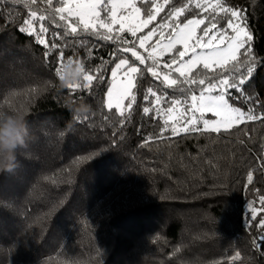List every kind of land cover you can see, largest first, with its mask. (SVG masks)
Returning a JSON list of instances; mask_svg holds the SVG:
<instances>
[{
	"label": "trees",
	"instance_id": "trees-1",
	"mask_svg": "<svg viewBox=\"0 0 264 264\" xmlns=\"http://www.w3.org/2000/svg\"><path fill=\"white\" fill-rule=\"evenodd\" d=\"M187 2L169 0L137 36L159 28L173 6ZM200 2L201 9L193 6L185 16L207 23L216 14L209 6L216 0ZM220 3L245 18L242 26L252 36L245 47L256 58L244 90L257 99L245 103L232 90L230 103L245 112L253 108L257 119L219 133L173 135L170 126L165 130L166 115L143 113L154 104V97L144 95L152 87L170 100L185 97L150 73L135 90L137 103L127 121L106 107L115 63L134 60L123 51L128 45L102 38L104 29L67 35L65 22L52 15L60 6L55 0L52 5L0 0V109L24 105L32 133L18 153L21 167L0 173V264H264V246L255 243L264 234L258 227L264 221V0ZM138 6L143 11L145 5ZM31 11L48 17L33 25L47 29L48 45L19 31ZM229 17L216 15V34L227 28ZM197 36H203L199 29ZM61 52L65 58L79 56L86 68L101 66L99 86L60 89L55 69ZM174 55L175 50L160 59L168 63ZM199 87L194 86L197 95ZM12 90L21 94L12 97ZM81 103L87 112L77 111ZM168 106L165 101L161 110Z\"/></svg>",
	"mask_w": 264,
	"mask_h": 264
},
{
	"label": "snow or ice",
	"instance_id": "snow-or-ice-1",
	"mask_svg": "<svg viewBox=\"0 0 264 264\" xmlns=\"http://www.w3.org/2000/svg\"><path fill=\"white\" fill-rule=\"evenodd\" d=\"M30 2L35 4L37 0H30ZM53 2L54 0H47L48 5H52ZM55 2L60 6L54 9L52 15H58L59 20L65 22L64 27L67 30V35L77 34L79 31L96 34L100 29H104L106 32L102 38L118 39L128 45L123 48V51L130 53L134 60L130 62L127 57L118 58V63H115L111 72L112 84L107 91L106 102V107L109 110L115 108L124 121H127L134 110L133 106L137 103L135 90L138 88L139 82L143 80L145 73H150L152 77L160 80L162 85H166L167 89L179 92L185 97L184 101L170 100L163 94L158 95L152 87H149L144 95L145 100L154 97V104L151 108L144 107L143 113L149 114L157 111L160 115H166L165 130L170 126L173 135H179L180 132L219 133L222 129L228 131L246 120L257 119V116L253 114V108H249L245 112L241 107L230 103L232 90H236L238 95L243 96L245 103L254 104L257 99L244 90L246 83L254 74L256 58L252 55V49L245 47L252 40V36L247 28L242 26L245 23V18L235 8L225 7L220 3V0H216L214 4L209 5L216 14L210 17L206 23L205 19L186 18L185 13L191 15L193 6L195 9L203 7L200 0H188L181 7L173 6L168 13V18L159 25V31L157 27H152L146 35L137 36L138 32L148 28L157 19V15L164 10L155 0H140L145 5L143 11L141 7L137 6L136 0H120L119 3L117 0H55ZM168 3L169 0H164V4ZM107 5H111V7H106ZM147 5H151V7H147ZM118 9L130 11L127 15H118ZM217 9L218 12H216ZM102 11L104 12L103 17H101ZM219 13H230L227 28L216 34L214 39H209L207 43H201L204 37L217 28L215 20ZM142 15L146 18H141ZM29 16L30 19L23 20L19 31L27 32L29 35L35 34L39 44L48 45V41L43 36L47 29L43 24H40L38 29L33 26L38 21H45L48 17L38 16L37 11H31ZM182 16H185L186 22H180ZM233 19L238 23L234 24ZM116 25L119 27H115ZM201 25L203 27H200L199 30L203 36H197L193 40L197 28ZM164 29L170 31L165 34ZM228 29H231L234 35H227ZM126 32L137 36V41L125 39L122 34ZM113 33L116 35L114 36ZM154 36H159V39L148 43ZM190 41H192L191 44ZM216 41L220 43L217 44ZM177 44L182 45L183 50L176 48ZM137 46L139 49H143L146 55L141 54L137 50ZM198 48L206 51L197 54ZM241 49H244L243 53H241ZM173 50H175V55L171 61L162 63L160 58L172 53ZM119 51L117 49V52ZM45 55L47 56V53ZM242 56L243 59H241ZM185 57L188 59L185 60ZM69 58L73 57L65 58L64 53H60L55 74L59 73ZM74 59L81 60L79 56ZM88 59L90 60L91 57ZM147 61H151V64L146 67L136 66L137 63L145 66ZM101 63L103 65L104 61ZM161 68L168 71L163 72ZM86 69L82 80L69 85L68 89L74 91L79 88L94 89L99 86L103 80L102 67L96 66L93 69L89 66ZM173 73H178V77L173 78ZM201 76L204 78H200ZM93 81H96V84ZM194 86H200L199 95L196 94ZM20 94L15 90L9 93L12 97ZM126 100L128 103L125 105ZM165 101L170 106L161 110ZM7 102L10 103V101ZM15 110L27 112L24 105ZM126 113L127 115H125ZM205 113H212L218 119H204ZM170 121L171 124H169ZM199 124H202L203 128L198 127ZM247 179L249 183L253 181L252 172L248 173ZM260 200L264 207V197H261ZM250 216L255 219L256 212L252 211ZM258 227L264 228V221H261ZM255 243L264 246V234L260 235ZM238 256L239 254H237Z\"/></svg>",
	"mask_w": 264,
	"mask_h": 264
},
{
	"label": "clouds",
	"instance_id": "clouds-1",
	"mask_svg": "<svg viewBox=\"0 0 264 264\" xmlns=\"http://www.w3.org/2000/svg\"><path fill=\"white\" fill-rule=\"evenodd\" d=\"M86 65L82 60L69 58L56 74L58 87L66 89L82 80ZM77 111L85 113L88 106L81 103ZM32 138L27 112L0 109V173H15L21 167L18 153ZM27 158V157H26Z\"/></svg>",
	"mask_w": 264,
	"mask_h": 264
},
{
	"label": "rangeland",
	"instance_id": "rangeland-1",
	"mask_svg": "<svg viewBox=\"0 0 264 264\" xmlns=\"http://www.w3.org/2000/svg\"><path fill=\"white\" fill-rule=\"evenodd\" d=\"M138 1H140V0H136L137 6H138ZM117 2L119 3L120 0H117ZM155 2H156L157 4H159V5H161L162 7L164 6V0H155ZM110 7H111V5H110ZM138 7H139V6H138ZM128 11H130V10L118 9V15H127V14H128ZM141 18H145V17H143V15H142ZM233 23H234V24H235V23H238V21L236 20V21H234ZM115 27L118 28L119 25H116ZM145 29H147V28H145ZM145 29H143V31H144ZM157 29H158V31H159V28H158V27H157ZM198 29H199V27L197 28L196 33L194 34L193 40L197 37ZM230 30H231V29H230ZM167 31H168V29H164L165 34H167ZM231 31H232V30H231ZM147 32H148V31H147ZM147 32L141 34L140 36H142V35H146ZM138 33H140V32H138ZM138 33H137V35H138ZM215 35H216L215 32L212 33V35L210 36L209 39H214V36H215ZM227 35H229V34L227 33ZM232 35H234L233 32H232ZM157 39H159V36H154V37H152L151 41H149L148 43H153V42H155ZM209 39H207V40H205V41H204V40H201V43H207ZM189 43L191 44L192 41H190ZM216 43L219 44L220 42H219V41H216ZM177 46H180L179 49L183 50V46H182V45L177 44L176 47H177ZM173 51H174V50H173ZM205 51H206L205 49L198 48V49H197V54H200V53L205 52ZM187 59H188V57H185V60H187ZM111 84H112V75H111ZM111 84H110V87H111ZM107 99H108V98H107ZM124 103H125V102H124ZM236 107H237V106H236ZM205 114H211L212 116H211V117L208 116V117H206V118H204V119H208V120H215V119H218V118L215 117L214 114H212V113H205Z\"/></svg>",
	"mask_w": 264,
	"mask_h": 264
},
{
	"label": "built area",
	"instance_id": "built-area-1",
	"mask_svg": "<svg viewBox=\"0 0 264 264\" xmlns=\"http://www.w3.org/2000/svg\"><path fill=\"white\" fill-rule=\"evenodd\" d=\"M41 1L47 4V0H41ZM47 5H48V4H47Z\"/></svg>",
	"mask_w": 264,
	"mask_h": 264
}]
</instances>
